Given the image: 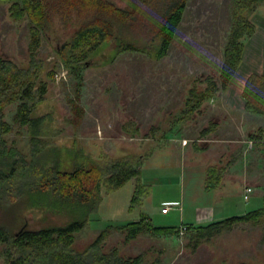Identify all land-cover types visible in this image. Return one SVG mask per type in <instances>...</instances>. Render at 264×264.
I'll return each instance as SVG.
<instances>
[{
    "label": "rangeland",
    "instance_id": "rangeland-1",
    "mask_svg": "<svg viewBox=\"0 0 264 264\" xmlns=\"http://www.w3.org/2000/svg\"><path fill=\"white\" fill-rule=\"evenodd\" d=\"M116 3L125 5L124 0H116ZM10 4V1L0 0V56L23 66L29 60L28 21L13 20L8 10ZM230 26V0H188L175 37L161 59L127 50L104 64L106 56L101 52L94 56L98 64L77 73L68 71L55 52L57 44L62 42L60 39L68 36L69 30H63L62 36L53 41L42 40L38 54L44 65L54 72V77L48 79L45 107L52 114V129L49 127L50 133L40 138H50L48 141L57 144H76L98 162L141 156L142 181L148 186L141 203H133L131 209L134 179L113 191L103 190V201L76 233L75 249H84L107 225L137 220L142 212L150 216L153 224L179 225L182 221L196 222L197 207L203 206L201 203L212 205L215 220L264 206L263 195L252 194L248 200L241 195L243 184L257 186V192L261 190L264 162L258 163L253 157L247 129L241 131L240 128L244 121L240 112L225 109L219 95L205 104L201 114L187 122L176 123L194 79L218 76ZM110 46L113 49L114 44ZM19 104L14 102L5 108V119L12 125L6 138L8 145L31 158L28 127L15 120ZM79 108L81 115L77 114ZM209 121H216L217 129L207 138H200L199 131ZM230 138L247 140L243 143L245 147L239 149L243 158L238 163L242 165V175L246 168H252L253 177L229 179L231 185H239L228 187L225 190L228 193L220 198L216 195L220 190L208 194L202 184L209 167L214 166L222 172L224 165L235 163L238 150L230 154L224 148ZM217 176L216 183H219L222 180ZM11 187L12 195L4 197L9 207L15 206L14 211L9 208L6 215L12 222L11 233L22 227L40 229L66 225L81 216V209L74 207L72 210L70 203L52 212L43 207L32 209L19 202L20 190L29 188L24 179ZM167 199H178L180 205L163 213L162 200ZM206 222L201 220L200 223ZM195 238L196 234L186 228L175 236L142 233L125 241L124 233L111 229L102 250L118 247L123 256L143 253L148 259L159 257L168 264H264V222L233 223L219 235L202 238L196 247ZM1 248L0 243V251ZM0 264H3L2 259Z\"/></svg>",
    "mask_w": 264,
    "mask_h": 264
},
{
    "label": "trees",
    "instance_id": "trees-1",
    "mask_svg": "<svg viewBox=\"0 0 264 264\" xmlns=\"http://www.w3.org/2000/svg\"><path fill=\"white\" fill-rule=\"evenodd\" d=\"M3 1L11 2L8 9L11 18L15 21L27 19L29 28V60L26 65L19 66L0 56V259L3 264H168L159 257L148 259L143 253L123 256L118 247L103 251L102 246L111 229L124 233V240L131 241L142 233L179 235L181 226L185 225L187 231L196 234V247L202 238L219 235L233 223L264 222V207L206 224L181 226H156L150 216L142 212L137 220L107 225L92 243L82 250L75 249L76 233L87 224L90 215L103 201V190L113 191L134 179L131 209L133 203H141L148 186L142 181L141 156L98 162L76 144H57L48 141L50 138H40L52 129V114L45 107L48 79L54 77V72L44 65L38 54L42 40L53 41L62 36L63 30L70 31L55 47L58 60L70 72L77 73L82 68L98 64L94 56L101 52L106 56L104 64L127 50L159 60L169 50L188 0H124V6H119L116 0ZM260 9H264V0H230L231 26L223 45L219 74L194 79L187 89L177 124L201 114L207 102L227 90L242 62L246 42L256 31L254 15ZM242 96L245 111L261 114L264 75L251 74L244 84ZM14 102H20L15 120L26 125L30 133L31 158L8 145L6 136L12 131V125L5 119V108ZM77 114L81 115L80 108ZM217 127L216 121H209L199 131L200 138H207ZM263 136L264 128H260L250 137L262 139ZM220 172L221 169L212 166L206 175L216 183L215 175L218 174L219 178ZM23 179L29 188L20 190L19 202L32 209L43 207L52 212L70 203L72 210L74 207L81 209L80 218L66 225L40 229L22 227L11 233L12 222L6 215L7 210L14 211L15 206L9 207V201L4 197L12 195V184Z\"/></svg>",
    "mask_w": 264,
    "mask_h": 264
},
{
    "label": "crops",
    "instance_id": "crops-1",
    "mask_svg": "<svg viewBox=\"0 0 264 264\" xmlns=\"http://www.w3.org/2000/svg\"><path fill=\"white\" fill-rule=\"evenodd\" d=\"M254 22L256 24V31L246 42L243 57H242V62L238 70L234 74L227 90L221 93L219 98L223 100L225 109L234 110L236 112H240V114L243 115L244 121L242 125L240 126L241 131H243L242 130L243 128L247 129L248 143H250L249 146L253 147L254 149L252 153L255 155L253 157L255 159L257 158L258 163H263L264 162V136L262 139H253L250 136L252 133L256 132L258 129L264 128V104H263V110L261 114L247 112L244 110V98L242 96V90H243L244 84L247 78L251 74L257 73V74L264 75V12H262L261 9L258 10V12L254 15ZM228 141H229L228 144L224 145V148L226 149V151H229V153L232 154L234 153V151L238 150V157L236 158L235 163H229V164L224 165L225 167L224 171L221 172L220 177H219L222 181H220L219 183H212V181L208 179L205 173V182L202 184L203 190L208 194H212V193L215 194L214 190H220L221 193L216 191L217 193L216 195L218 197H220L222 194L228 193V191H225L226 189H228V187L230 189V187L232 186L239 185L238 183H235V185H231V182L229 179L242 178V180H248L250 178V175L252 174V168L251 169L249 168V170L246 168V170L244 171V174L242 175L243 173L242 165L238 163V162H241L242 161L241 158H243L241 155H239L240 153L239 149L241 147H245L243 143L244 142L246 143L247 140H245V138L244 139L243 138L241 139H235V138L231 139L230 138ZM251 177H253V175H251ZM246 186L247 185L243 184L240 189L242 192L241 193L242 196L244 195V188ZM252 188L254 191L250 194L248 199H250L252 194L264 196V190H262V188H264V185L261 186V190H259V192H257L258 190L257 186L255 187L253 186ZM237 193L239 194L240 191H238ZM171 202L177 203L180 205V201L178 199L162 200L163 204L171 203ZM201 204L203 206L197 207L198 209H197V221L196 222H183L182 221L179 225H156V224L154 225L156 226H181L187 223L199 224L201 220H204L207 222L217 221L214 219L215 212L213 210L212 205L210 203H206V204L201 203ZM261 207H264V206H261ZM257 208H260V207H256V208L254 207V209L246 210L240 215H243L246 212L255 210ZM219 213L220 212L217 213V216L219 215ZM233 216H236V215H233ZM222 219H218V220H222Z\"/></svg>",
    "mask_w": 264,
    "mask_h": 264
},
{
    "label": "built area",
    "instance_id": "built-area-1",
    "mask_svg": "<svg viewBox=\"0 0 264 264\" xmlns=\"http://www.w3.org/2000/svg\"><path fill=\"white\" fill-rule=\"evenodd\" d=\"M253 192L252 188L250 186H246L245 189H244V195H243V198L245 200H248L250 194ZM179 204L177 203H165L164 206L162 207L161 211L163 213H167L168 211H170L173 207L175 206H178ZM186 230V227L185 226H181V231L180 233L182 234L184 231Z\"/></svg>",
    "mask_w": 264,
    "mask_h": 264
}]
</instances>
